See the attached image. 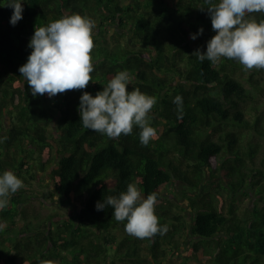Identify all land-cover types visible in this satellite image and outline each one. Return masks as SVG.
I'll list each match as a JSON object with an SVG mask.
<instances>
[{
	"label": "trees",
	"instance_id": "16d2710c",
	"mask_svg": "<svg viewBox=\"0 0 264 264\" xmlns=\"http://www.w3.org/2000/svg\"><path fill=\"white\" fill-rule=\"evenodd\" d=\"M7 2L0 0V174L12 170L24 187L0 211V264L53 259L64 264H100L101 260L114 264V257L106 261L111 249L119 260L139 263L144 240L152 263L163 264L184 245L187 233L185 249L195 264H264V159L263 166L254 159L262 145L257 141L245 145L242 132L246 129L251 136L255 132L264 138L259 112L253 119L246 115L257 108L254 102L263 87L256 69L246 86L239 78L243 66L237 61L221 58L216 64L201 63L193 55L198 48L206 51L207 41L215 35L204 0L125 4L121 0H21L23 18L15 26L10 23L13 9L3 6ZM202 5L204 10L199 8ZM73 13L96 24L93 81L83 90L33 97L19 67L32 51L28 45L35 26ZM253 15L264 19V14ZM108 21L123 30H114L110 40L105 34ZM191 34L197 38L191 39ZM127 35L141 48L132 47ZM124 70L132 77L129 91L139 88L157 100L150 113L157 137L147 146L140 143L137 127L131 135L111 139L80 121L83 91L94 96ZM177 95L183 99L181 118L173 103ZM249 102H253L250 108ZM218 172L231 186L227 200L218 190L224 187ZM41 175L49 178L52 191L70 212L79 203L70 219L52 220L50 215L46 220H29L26 185ZM175 180L185 182L191 191L185 194L189 219L165 193ZM128 183H136L145 197L157 194L155 212L160 224L167 226L166 234L135 238L126 233V221L115 220L111 206L96 210L97 201L119 196ZM247 186L254 190V198L242 214L234 195L239 190L247 194Z\"/></svg>",
	"mask_w": 264,
	"mask_h": 264
},
{
	"label": "clouds",
	"instance_id": "9594fccd",
	"mask_svg": "<svg viewBox=\"0 0 264 264\" xmlns=\"http://www.w3.org/2000/svg\"><path fill=\"white\" fill-rule=\"evenodd\" d=\"M215 32L208 41L206 51L199 48L193 55L203 63L213 64L221 58L235 60L245 71L264 69V19L257 20L253 14H264V0H204ZM13 9L10 23L23 18L21 0H8L3 4ZM200 10H204L202 5ZM95 21L79 13L62 16L45 26H35L29 41L32 49L26 63L19 67L33 97L47 94L50 98L71 90L86 89L93 81L94 71L93 31ZM203 28L199 29L202 34ZM197 34H191L195 40ZM132 77L127 70L117 72L103 90L93 96L83 91L78 106L82 126L94 132L119 139L131 135L134 127L140 129L139 140L143 146L157 137V130L151 126L150 115L157 103L156 97L139 88L128 90ZM178 118L183 115V99L174 97ZM24 187V182L12 170L0 174V211L9 204V198ZM157 194L146 197L136 183H128L126 191L119 196L109 195L103 202L97 201L96 210L111 206L117 222H125V231L138 239H151L164 235L167 226L161 225L156 215ZM40 264H54L51 260Z\"/></svg>",
	"mask_w": 264,
	"mask_h": 264
},
{
	"label": "rangeland",
	"instance_id": "374dc122",
	"mask_svg": "<svg viewBox=\"0 0 264 264\" xmlns=\"http://www.w3.org/2000/svg\"><path fill=\"white\" fill-rule=\"evenodd\" d=\"M129 0H121L123 4L128 2ZM107 30H105V34L107 38L110 40L113 36V31L117 30L119 32H122L123 30L114 22L108 21ZM126 39L131 43L132 47L135 48H141L139 44L134 43L130 37L127 35ZM259 72L256 73L259 84L263 87L262 93L259 95V97L256 99L255 105L256 107H252L250 112L247 111V116L250 119H253L255 112H259L261 115L262 120V126L264 125V69L258 70ZM251 71H242L239 74V78L243 81V83L246 86H250L248 81V76ZM255 74V76H256ZM249 108L253 105V102H249L246 104ZM4 124L6 126L9 125V120L3 119ZM260 120V121H261ZM242 132L245 134V140L243 143L246 145L249 141L250 142H259L262 145V148L256 153L254 156L255 158V164L258 166H263V159H264V138L263 136H260L259 134L255 133L251 136V132L249 130H242ZM217 177L221 179L222 183L224 184L223 188L218 187V190L221 192L223 197L227 200V197L231 194V186H229L226 181H224L223 176L218 172ZM214 180H216V178ZM42 179V180H39ZM39 179H33L30 181L28 185H26L27 189L25 190V195L27 196V200L25 202L27 207V212L29 214V220L31 221H38V220H46L48 216L54 215L52 217V220H68L72 215L75 214L77 207L79 206V203H76L73 205V210L70 212L68 210V205L64 204L60 201V198L57 196L56 193L52 191V188L50 187V184L48 182L47 177H43L42 175L39 177ZM213 180V179H212ZM211 182V179H209L208 175L206 176V183L209 184ZM247 194H244L242 190H239L236 192L235 196V206L239 213L247 212L251 207L253 203L254 198V190L251 188V186H247L244 189ZM190 191L189 187L185 184V182L180 180H175L172 185L166 186L165 193L169 195L171 198H173L180 206H182L183 214L186 216V218L189 219L191 215V209L188 204V200L186 198L185 194H188ZM177 211V210H176ZM187 241L184 243V245L178 250L175 254L168 256L164 261L163 264H195V260L191 259L187 255V251L185 249V246L189 244L188 240L190 239V234L187 233ZM116 243H112V246L114 247ZM120 251V249H119ZM118 251V254H119ZM125 251V250H124ZM114 257L115 263L114 264H153L151 261V258L149 256L148 251V245L146 241H142L140 244V262L136 263L133 261H130L128 259L126 260H119L117 255H115L114 250L111 249V253L109 257L106 259V261H110ZM53 262L55 264H64L60 263L58 259H53ZM105 260H101L100 264H106Z\"/></svg>",
	"mask_w": 264,
	"mask_h": 264
}]
</instances>
